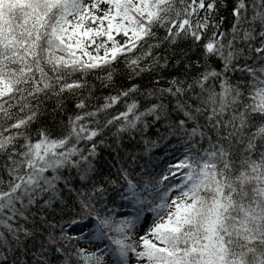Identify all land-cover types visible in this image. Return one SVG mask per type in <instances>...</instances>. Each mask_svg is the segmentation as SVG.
Segmentation results:
<instances>
[{
	"label": "snow or ice",
	"instance_id": "obj_1",
	"mask_svg": "<svg viewBox=\"0 0 264 264\" xmlns=\"http://www.w3.org/2000/svg\"><path fill=\"white\" fill-rule=\"evenodd\" d=\"M0 264H264V0H0Z\"/></svg>",
	"mask_w": 264,
	"mask_h": 264
},
{
	"label": "trees",
	"instance_id": "obj_2",
	"mask_svg": "<svg viewBox=\"0 0 264 264\" xmlns=\"http://www.w3.org/2000/svg\"><path fill=\"white\" fill-rule=\"evenodd\" d=\"M105 155H106V153H105Z\"/></svg>",
	"mask_w": 264,
	"mask_h": 264
}]
</instances>
